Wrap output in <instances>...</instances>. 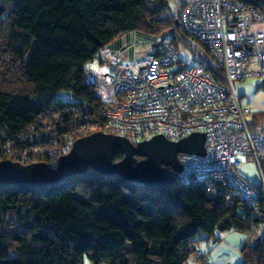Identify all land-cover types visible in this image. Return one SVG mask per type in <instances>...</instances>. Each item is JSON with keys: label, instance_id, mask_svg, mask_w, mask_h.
Instances as JSON below:
<instances>
[{"label": "trees", "instance_id": "trees-1", "mask_svg": "<svg viewBox=\"0 0 264 264\" xmlns=\"http://www.w3.org/2000/svg\"><path fill=\"white\" fill-rule=\"evenodd\" d=\"M241 1L264 13V0ZM132 31L156 38L155 54L194 38L211 61L206 68L223 80L169 0H0V160L12 149L15 161L55 167L76 129L101 124L103 103L86 73L102 48ZM165 171L175 182L156 188L92 168L48 187L0 184V264H184L199 236L217 242L230 230L255 235L242 264H264V198L252 208L216 183L208 191Z\"/></svg>", "mask_w": 264, "mask_h": 264}, {"label": "built area", "instance_id": "built-area-1", "mask_svg": "<svg viewBox=\"0 0 264 264\" xmlns=\"http://www.w3.org/2000/svg\"><path fill=\"white\" fill-rule=\"evenodd\" d=\"M179 20L188 35L207 47L213 63L222 68L223 80L218 81L204 64H178L170 41L159 53L126 60L104 47L99 61L108 66L109 83L102 85L101 76L91 68L85 78L101 97L104 120L76 129L66 139L63 155L76 139L97 131L124 136L133 143L155 135L178 141L202 132L206 155L180 153L179 179L208 184V191H215L216 183L228 200L239 198L256 208L257 200L264 198L263 177L259 185H253L241 175L240 166L245 160L254 162L262 176L264 133L250 128L247 115L251 111L241 106L233 81L264 79V13L241 0H187ZM107 89L111 95L106 99ZM44 123V130L52 125L47 119ZM74 123L73 119L70 125ZM14 154L7 149L3 156L11 159ZM192 249L194 259L208 262L201 242Z\"/></svg>", "mask_w": 264, "mask_h": 264}, {"label": "water", "instance_id": "water-1", "mask_svg": "<svg viewBox=\"0 0 264 264\" xmlns=\"http://www.w3.org/2000/svg\"><path fill=\"white\" fill-rule=\"evenodd\" d=\"M205 141L206 134L202 132L191 133L178 141L155 135L133 143L124 136L97 131L76 139L69 152L59 157L55 167L46 162L25 164L12 159L0 160V184L48 187L92 168L104 175H119L156 188L176 180V176L165 171L166 166L177 174L182 172L180 153L206 155ZM115 153L123 157L114 161Z\"/></svg>", "mask_w": 264, "mask_h": 264}, {"label": "rangeland", "instance_id": "rangeland-1", "mask_svg": "<svg viewBox=\"0 0 264 264\" xmlns=\"http://www.w3.org/2000/svg\"><path fill=\"white\" fill-rule=\"evenodd\" d=\"M184 1L185 0H169L171 11L175 14L179 13V7ZM139 35L140 33L136 31L127 32L115 40L121 42V45H119V48L116 50L121 59L126 60L140 58L142 55L150 53L156 49V38L149 36L140 37ZM170 38L171 35L168 34L165 39L169 40ZM176 58L178 59V64L185 66L211 62L201 45L192 37H187L185 40L178 41ZM92 61L95 64L99 63V66H101L98 67V70H94L101 76L100 83L102 85H107L109 83L108 66L101 63L97 57H95ZM92 61L90 62L89 67L92 65ZM263 81L264 79L261 77H252L241 81H233V88L239 97L241 106L244 109H249L251 111V113L247 115L248 123L253 124L256 130L264 133V88L260 87V84ZM110 95V90L107 89L105 91L104 98L107 99ZM61 96L66 98L65 93ZM10 152L13 154L12 149ZM67 152H69V150ZM240 170L241 175L249 183L253 185H259L261 183L262 176L256 163L245 160L242 162ZM245 234L249 236L248 232ZM244 244H246V242ZM239 251L242 255L241 250ZM87 264H90L89 261H87Z\"/></svg>", "mask_w": 264, "mask_h": 264}, {"label": "crops", "instance_id": "crops-1", "mask_svg": "<svg viewBox=\"0 0 264 264\" xmlns=\"http://www.w3.org/2000/svg\"><path fill=\"white\" fill-rule=\"evenodd\" d=\"M186 1L187 0L181 3L179 11ZM119 45H121V42L116 41L112 44V48L117 50ZM98 67H101L99 66V63L95 64L92 61L90 68L98 70ZM245 233L246 232L237 230H230L223 233L219 232L217 236L220 237V240L217 242L212 238H207L205 235L199 236V242H201L203 251L208 258L206 264H242L243 257L239 250L245 245V242L252 244L255 242L254 234L249 233L248 236ZM184 264H202V262L200 259H194V257H191Z\"/></svg>", "mask_w": 264, "mask_h": 264}]
</instances>
